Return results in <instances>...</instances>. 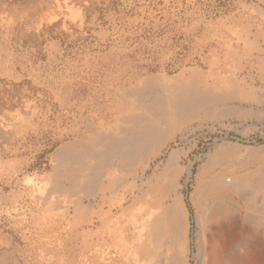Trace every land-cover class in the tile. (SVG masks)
Wrapping results in <instances>:
<instances>
[{"label":"rangeland","instance_id":"obj_1","mask_svg":"<svg viewBox=\"0 0 264 264\" xmlns=\"http://www.w3.org/2000/svg\"><path fill=\"white\" fill-rule=\"evenodd\" d=\"M47 3L54 7L45 8L46 19L29 15L24 24L18 21L23 14L7 12L0 22V264H56L59 241L74 230L75 200H90L80 195L87 176L78 165L71 167L70 182L64 178L59 149L71 143L93 149L97 131L128 129L129 114L147 113L134 109L133 93L151 79L199 84L229 98L208 104L200 116L180 125L158 155L138 158L134 151L127 167L101 168L98 183L130 204L159 198V193L162 204L184 201L189 264H200L203 253L208 264H219L220 249H230L223 240L237 239L241 230L232 226L219 233L220 248L215 223L204 224L199 217V181L222 169L255 170L253 159L264 155V69L253 57L241 56L238 41L240 34L264 32V0ZM234 80L238 85H231ZM171 153L180 172L170 185L164 167ZM61 201L66 214L58 208ZM151 214L145 221L153 219Z\"/></svg>","mask_w":264,"mask_h":264},{"label":"bare ground","instance_id":"obj_2","mask_svg":"<svg viewBox=\"0 0 264 264\" xmlns=\"http://www.w3.org/2000/svg\"><path fill=\"white\" fill-rule=\"evenodd\" d=\"M47 2L48 0H20V2L16 0H0V22H2V15L7 12L9 13L6 15L9 16L11 13H15V17H18L16 14H23V16H20V19L22 18L23 21L18 20L20 22H26L28 16L34 14H38L37 16L40 19V16L44 14L43 12L46 11V7H54ZM37 16L35 17L34 15L36 20ZM26 25L29 26L27 23ZM260 40L264 41V32L260 28L253 36L246 33L240 34L238 37V41L242 45L241 56L256 59L259 62L257 64L258 68L260 71H263L264 47L261 46ZM230 52L232 54L233 51H229L228 53ZM198 85L193 83L186 84L181 81H159L156 79L144 82L143 89L134 91L133 93H136L135 104L138 106L134 109H143L147 113L143 115L129 114L125 119V123L129 127L128 129L116 128L112 133H108L106 129L97 131L96 136H92L93 146H95L93 149L90 148L91 146L87 148L84 144L78 143L64 145L59 149L57 155L59 168H62L61 172L64 174V178H67L66 180L70 182V176H74L71 167L78 165V172L82 175L85 174L87 180H89H86L87 184L89 182L91 183L90 186L93 187V185H97L98 183V176L103 174L101 168L105 170L109 166L120 163H123L127 167V159L133 155L132 153L134 151H138L137 155L135 154L138 158L145 155L144 153L152 156L158 155V152L177 134L180 125H186L193 118L195 119L200 116L208 104L229 98L224 94L216 96L213 93L206 92ZM259 157L261 158L253 159L252 161L254 164L258 161V167L255 170L253 167V169L251 168L252 171L249 172L245 170L243 173H238L230 170L233 172L227 173V170L218 169L219 171L215 172L208 181H202L201 184L199 181L201 195L197 198L199 199L197 206L200 220L204 224L211 221L215 223L212 231L217 236L216 239L220 248L223 241L230 246L229 251L220 249V255L218 254L219 264H264V155ZM212 158L214 160L216 158L218 159L216 154ZM211 159L210 161L213 160ZM176 161V154L171 153L164 167V174L170 178V185L175 180L176 174L180 172L177 168ZM218 164L221 165L220 162ZM213 165L208 166L209 169ZM74 171L77 170L74 169ZM187 172L191 174V169H188ZM80 180L82 182L85 181L82 178ZM81 184H83L86 190L90 188H87L88 186L86 187L85 182ZM198 186L197 188L199 189ZM230 193L235 194L233 196H237L238 200L231 198ZM207 198H211L212 200L205 202ZM175 204L177 210L183 209L180 199L178 201L176 200ZM235 215L238 219H235ZM175 219L177 220V230L179 229V231L175 232L171 241L175 245L176 250L181 251L182 248H188L190 244L187 231L180 233L181 226L179 217L176 216ZM232 226L238 227L241 230V234L237 239H226L222 241V236L219 233L224 230L227 232ZM248 232L252 234V239H249ZM148 237L150 238V236ZM200 237L202 238L203 245H206L207 240L203 234H200ZM244 242L246 244L245 246ZM204 255L203 253L199 259L200 264H208V260L206 261ZM175 259V264H187L185 259L184 261L182 260L181 253H176Z\"/></svg>","mask_w":264,"mask_h":264},{"label":"crops","instance_id":"obj_3","mask_svg":"<svg viewBox=\"0 0 264 264\" xmlns=\"http://www.w3.org/2000/svg\"><path fill=\"white\" fill-rule=\"evenodd\" d=\"M230 83L238 85L237 80ZM85 184L90 188L86 190L81 184L84 193L80 195L89 196L90 200H75L74 230L59 241L56 264H175L176 253H181L182 260L189 264V246L177 251L171 245L172 236L179 231L176 216L180 233L187 231L189 239V213L184 201L183 209L177 210L174 200L162 204L159 193V198L130 204L119 196L113 197L112 187L105 183L93 187ZM155 189L160 192L161 184H155ZM58 208L66 214L63 201ZM149 213L153 219L147 222L144 216Z\"/></svg>","mask_w":264,"mask_h":264}]
</instances>
